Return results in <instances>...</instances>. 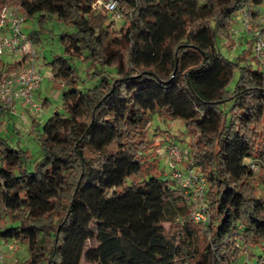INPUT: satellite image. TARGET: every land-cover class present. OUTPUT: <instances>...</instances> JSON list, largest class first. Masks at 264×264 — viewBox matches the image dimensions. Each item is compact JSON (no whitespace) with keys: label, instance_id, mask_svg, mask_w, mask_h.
<instances>
[{"label":"trees","instance_id":"obj_1","mask_svg":"<svg viewBox=\"0 0 264 264\" xmlns=\"http://www.w3.org/2000/svg\"><path fill=\"white\" fill-rule=\"evenodd\" d=\"M95 2L0 0V16L17 3L26 20L55 17L75 29L61 37L65 55L49 63L65 86L64 111L38 132L32 172L0 137V241L27 247L20 264H81L89 242L92 264H234L239 244L261 250L264 264V197L255 187L264 182V70L242 67L230 93L238 65L217 47L237 14L264 0H118L120 26ZM75 58L88 64L90 88H78ZM154 114L193 136L204 226L173 179L146 178L140 151ZM251 160L262 163L258 173Z\"/></svg>","mask_w":264,"mask_h":264},{"label":"rangeland","instance_id":"obj_2","mask_svg":"<svg viewBox=\"0 0 264 264\" xmlns=\"http://www.w3.org/2000/svg\"><path fill=\"white\" fill-rule=\"evenodd\" d=\"M105 0H96L94 6L97 10H101L98 7V3H104ZM13 6H19L14 3ZM264 12V3L259 7ZM106 10V9H105ZM120 18L117 19L115 15L112 19L117 22V26H120L122 22V13L119 10ZM234 23L229 32V37L219 36L217 38V47L221 54L231 62L237 63L238 67L234 71L232 80L230 81L227 89L232 93L237 85L240 77L241 68L245 66H251L254 70L262 69V66H258L256 60H254V53L250 49L251 38L245 36L242 32V19L241 14H237L234 19ZM22 30L27 37L35 34V41L33 43L34 50L38 55L37 66L42 76V84L40 93L36 97V101L43 106L42 112L39 115L34 114L31 108H25L24 117L16 115L13 112V116L6 117L5 113L0 119V137L8 140L9 144L22 152L23 159L26 163L27 170L32 172L35 168L36 162L41 160L42 149L38 141L37 135L40 133L44 123L52 117L55 111L63 112V91L65 86H61V82H54L51 76V69L49 63L56 57L65 55V46L61 39L64 33H73L75 29L67 25L55 17H46L41 20L39 15L28 18L22 24ZM238 32V33H236ZM15 58H6V62H12L23 57V55H15ZM72 66L75 69L78 77V88L85 90L90 88L94 83L93 80H89V67L88 64L80 59H73L71 61ZM36 91V92H37ZM48 100L49 103L45 104L44 101ZM231 102H227L222 105L225 112H229ZM16 108V106H15ZM33 121L37 122L36 131H33ZM147 141L150 143L149 147L140 151V155L145 160V172L146 178L158 177L163 180H172L173 169L170 165L169 158L166 154V148L170 146H177L183 151L185 160L181 164L177 165V170L181 172H188V164H193V154L197 151V146L194 143L193 136L187 131L186 126L180 120L162 119L158 114L150 116L147 124ZM191 159V160H190ZM248 162V161H246ZM194 173H197L195 168H192ZM259 195L264 197V182L257 181L255 184ZM174 207V204L167 206V212ZM209 211V210H208ZM209 213V212H208ZM166 222V220H165ZM168 227V223H165ZM199 225V224H198ZM204 226V224H201ZM4 252L3 264H20L27 259V247L23 244H14L12 250L7 249V244L1 241ZM95 242H89L87 244L81 264H92L87 257L88 251L95 248ZM238 249L241 251L240 257L234 262V264H257L258 256L261 254V250L249 246L239 244Z\"/></svg>","mask_w":264,"mask_h":264},{"label":"built area","instance_id":"obj_3","mask_svg":"<svg viewBox=\"0 0 264 264\" xmlns=\"http://www.w3.org/2000/svg\"><path fill=\"white\" fill-rule=\"evenodd\" d=\"M101 6H104L106 11L115 15L117 19L120 18L118 0H105L104 3H98V7ZM255 8L250 6L242 11V32L251 38L254 56L264 70V13L258 15ZM25 21L26 14L20 6H6L1 12L0 64L6 55H23L26 62L19 70L8 72L0 69V119L5 112L13 110L17 104L26 109L31 108L36 115H39L43 109V106L35 99L36 91L42 84V76L37 66L38 55L31 39L22 30V24ZM61 86L64 87V83H61ZM166 154L173 169L172 179L176 188L183 192L192 205L194 223L206 225L210 217L205 205L206 182L204 177L192 171L191 159L188 172L177 170V165L186 159L183 151L177 146H168ZM249 165L254 173H258L262 163L259 160H251ZM13 248L12 243L7 244L8 250ZM3 260V246L0 244V264H3Z\"/></svg>","mask_w":264,"mask_h":264},{"label":"crops","instance_id":"obj_4","mask_svg":"<svg viewBox=\"0 0 264 264\" xmlns=\"http://www.w3.org/2000/svg\"><path fill=\"white\" fill-rule=\"evenodd\" d=\"M255 9H256V12H257L258 15H259V14L261 15V14L264 13V12H262V11L259 9V7H256ZM263 32H264V27H263ZM245 36H248V35L244 34V36L242 37L243 40L246 38ZM248 37H249V36H248ZM6 57H8V58H10V57L15 58L16 56H15V55H6ZM22 59H23V57H21V59H18V60H13L12 62H6V61H5L6 58H3V61H2V63L0 64V69H1L2 71H7L9 67L13 66V65H14L15 63H17V62L22 61ZM18 70H19V69H18ZM39 93H40V91H37V92H36V97H37V95H38ZM35 99H36V98H35ZM44 103L47 104V103H49V102H48V100H45ZM15 109H16V115H17V116H21V117H24L25 111H27L22 105L17 104V105H16V108H14L13 110H10V111L5 112V114H6L5 116L8 117V118L11 117V116H13V112H15ZM0 243H1V241H0Z\"/></svg>","mask_w":264,"mask_h":264}]
</instances>
